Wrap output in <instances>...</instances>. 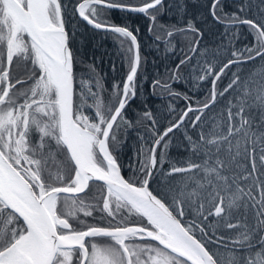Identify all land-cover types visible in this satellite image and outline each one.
<instances>
[{
    "label": "snow or ice",
    "instance_id": "6c2138e0",
    "mask_svg": "<svg viewBox=\"0 0 264 264\" xmlns=\"http://www.w3.org/2000/svg\"><path fill=\"white\" fill-rule=\"evenodd\" d=\"M250 6L251 0H245L237 12L222 18L217 15L222 0H212L211 16L224 23L223 36L230 48L235 49L239 33L229 29L238 25H247L256 43L232 50L233 59L218 72L205 60V75L199 78L214 77L210 101L198 108L189 105L158 136L146 160L140 161L144 177L140 180L124 178L113 154L117 149L110 146L116 143L117 122L124 119L129 98L137 95L140 44L127 25L100 20L97 9L148 14L162 12L164 0H147L140 6L123 0L78 4L79 17L87 24L130 44L125 50L121 41L128 72L122 89L113 85L118 96L114 111L104 105L99 80L97 92L83 79L77 92V57L66 29L63 0H0V49L4 50L0 51V264H264V66L249 76L241 68L223 91L216 90L226 69L257 58L264 61V20L239 15ZM180 8L185 10L183 5ZM260 11L264 13V6ZM150 19L152 32L157 15ZM188 32L195 37L189 51L196 54L204 33L191 19L184 27L168 30L164 43ZM223 47L205 48L201 54L215 56ZM14 57L30 63L26 79L12 76ZM191 58L180 60L177 69ZM171 79L175 81L176 75ZM153 86L170 87L160 80ZM230 91L234 95L228 102L227 130L217 119L212 132L201 128L197 139L186 134L191 157L166 173L161 168L165 186L150 190L157 148L165 137L179 129L189 113H199L192 126L200 125L217 96ZM88 99L93 103L88 104ZM86 109L93 114L85 115ZM143 115L152 120L151 112ZM159 163H164L163 153ZM94 181L103 182L106 189L102 207L80 198ZM94 208L102 213L99 222L80 219L82 213L96 220ZM103 214L110 218L107 226H101ZM189 215L193 219H186ZM131 216L142 222L131 223Z\"/></svg>",
    "mask_w": 264,
    "mask_h": 264
},
{
    "label": "trees",
    "instance_id": "16d2710c",
    "mask_svg": "<svg viewBox=\"0 0 264 264\" xmlns=\"http://www.w3.org/2000/svg\"><path fill=\"white\" fill-rule=\"evenodd\" d=\"M80 1L63 0V3L67 5L68 12L66 29L70 34L71 47L77 57L74 68L77 92L80 90L79 82L81 79L92 87L93 92H97L95 81L99 80L102 89L100 96L104 105L105 107L111 105L114 110L118 96L113 85L118 83L122 89L123 81L128 72L121 41H124L125 50L130 44L117 34L93 28L82 20L75 10ZM145 2L147 0H123V3L130 5H139ZM211 3L212 0H164L165 7L162 12L150 11L148 14L119 9H97L100 20L106 21L108 24L127 25L137 36L140 44L142 63L136 81L137 95L129 98L122 113L124 119L117 122L116 143L112 145L110 142V146L117 149L113 154L117 157L121 172L126 179L139 178L142 180L144 177L139 172L140 161L146 160L148 150L152 147L158 134L164 128L175 123L189 105L198 108L210 101L214 77L207 76L203 80L199 78L205 75L204 69L207 67L205 60L208 61V64L214 65V71L218 72L223 64L229 59H233L230 54L232 50L243 49L245 46L252 47L256 43L248 26L238 25L229 29V32L239 33V38L234 40L235 49L230 48L227 39L223 36L224 23H218L211 16ZM242 3H245V0H222V9L217 10V15L223 18L225 13L237 12V6ZM180 5L184 6V11H181ZM261 6H264V0H251V6L239 15L241 18L254 19L257 22L264 20V13L260 11ZM153 14L157 15V20L153 31L149 32V26L153 25L150 16ZM190 19L204 33L200 40V51L196 54L189 51L195 42V37L191 32L176 35L172 38L171 43H164L168 39V30L184 27ZM137 29L138 31H136ZM73 32L75 33L74 39L72 38ZM157 36L160 37V40L156 39ZM221 44L224 47L220 48L215 56L212 55V52H209L207 56L201 54L205 48L216 50ZM127 55L130 56L131 54L128 53ZM186 56H191V60L177 69L176 66L180 60L185 59ZM24 61L23 59V63ZM262 66H264V61L259 58L243 65L231 66L216 82L217 92L223 91L233 78V73L240 71L241 68H243V74L249 76L258 72ZM173 74L177 77L175 81L171 79ZM253 78L256 79L257 77ZM156 80H160L162 84L166 82L170 87L168 89L154 87L153 82ZM171 93H179V95H172ZM233 95L234 93L230 91L225 93L223 97L217 96L215 105L205 110L202 122L197 127L192 126V121L199 113L192 112L189 113L185 123L179 129H175L165 137V140L157 148L158 162L154 177L150 181L151 190H162L165 186L166 178L162 175L161 168L166 173L174 164L182 166L181 161L191 157L190 151L186 150L190 147L185 139L186 134L197 139L201 128L205 133L212 132V125L216 123L217 119L223 122V130H227V107ZM87 103L92 104L93 100L88 99ZM146 111L151 112L155 124L143 115ZM93 112L94 110L86 109L84 114L92 115ZM213 117L215 119H211ZM164 144H168V147L165 148ZM161 153L164 154L163 165L159 163ZM105 191L103 183L90 182L86 194H80V198L84 194L88 198L98 197L97 204H99ZM88 202L86 203L91 204ZM93 215L97 218L96 220L91 217L85 218L82 213L79 214L80 219H86L88 223L99 222L102 213L98 208L93 209ZM103 215L104 220L101 222V226H107L110 218L106 214ZM186 219H193V217L189 215ZM212 219L209 218V223L212 222ZM129 220L134 224L142 222L141 218L136 216L129 217ZM223 234L226 236L234 235L230 232ZM211 250L215 251V246ZM220 252L222 255H227L224 249H220Z\"/></svg>",
    "mask_w": 264,
    "mask_h": 264
},
{
    "label": "flooded vegetation",
    "instance_id": "af4514ba",
    "mask_svg": "<svg viewBox=\"0 0 264 264\" xmlns=\"http://www.w3.org/2000/svg\"><path fill=\"white\" fill-rule=\"evenodd\" d=\"M31 65H27L25 62L23 63V59L21 57H14V62H13V68H12V76L15 79H20V77L26 72L30 70ZM26 79V78H25ZM24 87H27L24 85Z\"/></svg>",
    "mask_w": 264,
    "mask_h": 264
},
{
    "label": "rangeland",
    "instance_id": "374dc122",
    "mask_svg": "<svg viewBox=\"0 0 264 264\" xmlns=\"http://www.w3.org/2000/svg\"><path fill=\"white\" fill-rule=\"evenodd\" d=\"M0 51H4L3 49H0ZM25 63H26V61H24ZM26 64H28V63H26ZM30 64V63H29ZM28 64V65H29ZM28 74H29V72L27 71L26 72V74H24V75H22L21 77H20V79H25V78H27V76H28ZM27 87H28V85H26ZM94 182H96V181H94ZM97 182H99V181H97ZM104 195H106V191H105V193H104ZM86 195L84 194V195H82L81 197H82V199H84L85 200V202H88V200H89V202L88 203H91V204H93V205H99V207H102V198H100V202H99V204H97L98 203V197L97 198H88V196H86ZM95 196V195H94ZM98 242H107V241H105V240H99L98 239Z\"/></svg>",
    "mask_w": 264,
    "mask_h": 264
},
{
    "label": "water",
    "instance_id": "95a60500",
    "mask_svg": "<svg viewBox=\"0 0 264 264\" xmlns=\"http://www.w3.org/2000/svg\"><path fill=\"white\" fill-rule=\"evenodd\" d=\"M81 2H82V0H81L80 2L77 3L76 8H75L76 13L78 14V16H79V13H78L77 8H78V4L81 3ZM140 5H142V4H139V5H133V6H140ZM80 18H81V17H80ZM81 19H82V18H81ZM82 20H83V19H82ZM85 22H86V21H85ZM86 23H87V22H86ZM88 25H89V24H88ZM90 26H91V25H90ZM120 26H121V25H120ZM91 27H92V26H91ZM93 28H94V27H93ZM99 30H104V29H99ZM226 63H227V62H226ZM125 78H126V77H125ZM213 79H214V78H213ZM124 80H125V79H124ZM122 87H123V85H122ZM116 106H118V105H116ZM188 107H189V106H188ZM188 107L184 110V112L187 111ZM113 111H114V110H113ZM184 112H183V113H184ZM183 113H182V114H183ZM182 114H181V115H182ZM179 118H180V117H179ZM179 118H178V120H179ZM178 120H177V121H178ZM177 121H176V122H177ZM176 122H175V123H176ZM170 126H171V125H170ZM170 126H168V127H170ZM168 127L164 128V129L158 134V136H159L160 134H163L164 131H165ZM158 136L155 138V140L158 138ZM155 140H154V141H155ZM153 143H154V142H153ZM152 145H153V144H152ZM121 173H122V172H121ZM122 175H123V174H122ZM123 176H124V175H123ZM124 178H125V177H124ZM125 179H126V178H125ZM99 182H101V181H99ZM101 183H103V182H101ZM150 190H151V189H150Z\"/></svg>",
    "mask_w": 264,
    "mask_h": 264
}]
</instances>
